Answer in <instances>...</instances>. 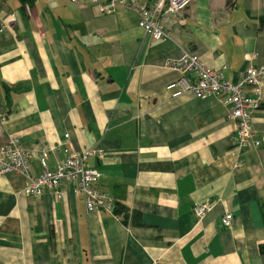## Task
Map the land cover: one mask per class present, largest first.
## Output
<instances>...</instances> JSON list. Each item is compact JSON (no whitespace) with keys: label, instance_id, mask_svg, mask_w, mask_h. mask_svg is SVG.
I'll list each match as a JSON object with an SVG mask.
<instances>
[{"label":"crops","instance_id":"obj_1","mask_svg":"<svg viewBox=\"0 0 264 264\" xmlns=\"http://www.w3.org/2000/svg\"><path fill=\"white\" fill-rule=\"evenodd\" d=\"M116 1L102 14L90 0H0V146L46 149L48 169L95 150L87 164L117 207L88 212L70 185L36 197L1 174L0 264H264V105L259 145L241 151L221 97L166 90L179 77L166 61L185 51L233 82L264 64V0H190L160 17L161 40L138 26L139 0Z\"/></svg>","mask_w":264,"mask_h":264},{"label":"built area","instance_id":"obj_2","mask_svg":"<svg viewBox=\"0 0 264 264\" xmlns=\"http://www.w3.org/2000/svg\"><path fill=\"white\" fill-rule=\"evenodd\" d=\"M82 2L84 0H71ZM99 6L102 14H111L118 8L116 0H90ZM190 0H139L129 3L138 11V26L152 39L161 40L168 34L160 22V17L168 13L184 10ZM249 60V57H245ZM166 66L179 73V77L167 84L166 90L172 98L191 93L195 96H217L228 108V118L234 122L237 149L245 150L259 145L254 138L252 112L264 105V64L249 63L238 81L224 78L220 70L208 67L198 55L185 51L179 58L169 59ZM95 150L72 151L53 169L45 167L48 156L46 149L26 148L18 138L12 137L0 146V175L17 173L25 176V191L39 197L44 191H51L56 197L62 195V186L70 185L73 193L83 199L88 212L103 210L114 212L115 200L96 185L100 172L87 164L88 157ZM37 160L43 170L35 174L31 163ZM209 204L195 206L194 211L200 219L208 210ZM232 214L225 213L222 218L224 228L231 226Z\"/></svg>","mask_w":264,"mask_h":264},{"label":"trees","instance_id":"obj_3","mask_svg":"<svg viewBox=\"0 0 264 264\" xmlns=\"http://www.w3.org/2000/svg\"><path fill=\"white\" fill-rule=\"evenodd\" d=\"M21 2L30 3L31 0H21ZM226 4L229 5V6H233L235 4V0H226ZM115 210H117L116 203H115L113 211L115 212Z\"/></svg>","mask_w":264,"mask_h":264}]
</instances>
